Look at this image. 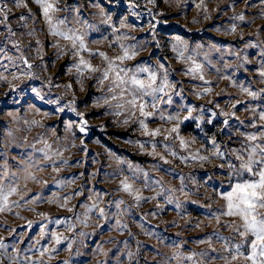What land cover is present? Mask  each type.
I'll list each match as a JSON object with an SVG mask.
<instances>
[{
	"label": "clouds",
	"instance_id": "9594fccd",
	"mask_svg": "<svg viewBox=\"0 0 264 264\" xmlns=\"http://www.w3.org/2000/svg\"><path fill=\"white\" fill-rule=\"evenodd\" d=\"M0 264H264V0H0Z\"/></svg>",
	"mask_w": 264,
	"mask_h": 264
}]
</instances>
